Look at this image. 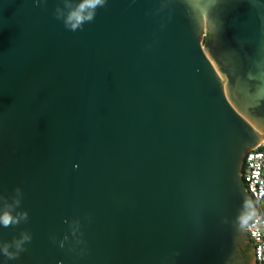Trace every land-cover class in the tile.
Returning <instances> with one entry per match:
<instances>
[{"label":"water","instance_id":"95a60500","mask_svg":"<svg viewBox=\"0 0 264 264\" xmlns=\"http://www.w3.org/2000/svg\"><path fill=\"white\" fill-rule=\"evenodd\" d=\"M57 8L0 0V210L28 213L0 242L31 236L0 264H240L264 0H106L76 31Z\"/></svg>","mask_w":264,"mask_h":264},{"label":"clouds","instance_id":"9594fccd","mask_svg":"<svg viewBox=\"0 0 264 264\" xmlns=\"http://www.w3.org/2000/svg\"><path fill=\"white\" fill-rule=\"evenodd\" d=\"M105 3L106 0H75V2L73 0H65V7L68 11L64 13L61 9L57 8L56 17L63 20L66 28L76 31L77 29H81L86 22L93 21L97 8L103 7ZM16 192L18 194L21 193L19 188L16 189ZM20 204L21 199L14 198L12 204L0 210V225L9 227L27 220L28 213L26 211H16ZM248 212L255 214V206L245 202L242 205L241 215ZM30 240V234L22 232L18 238H14L11 242H0V253L9 260L15 259L25 250L24 245ZM261 258L264 259V257Z\"/></svg>","mask_w":264,"mask_h":264},{"label":"built area","instance_id":"2783aa9c","mask_svg":"<svg viewBox=\"0 0 264 264\" xmlns=\"http://www.w3.org/2000/svg\"><path fill=\"white\" fill-rule=\"evenodd\" d=\"M242 179L257 207L255 218L244 227V232L255 248L257 264H264V134L262 143L245 155Z\"/></svg>","mask_w":264,"mask_h":264},{"label":"flooded vegetation","instance_id":"af4514ba","mask_svg":"<svg viewBox=\"0 0 264 264\" xmlns=\"http://www.w3.org/2000/svg\"><path fill=\"white\" fill-rule=\"evenodd\" d=\"M252 245V244H251ZM248 244L245 249L239 252L240 264H257L254 258L253 246Z\"/></svg>","mask_w":264,"mask_h":264},{"label":"trees","instance_id":"16d2710c","mask_svg":"<svg viewBox=\"0 0 264 264\" xmlns=\"http://www.w3.org/2000/svg\"><path fill=\"white\" fill-rule=\"evenodd\" d=\"M210 43V38H209V36H206L205 37V40H204V44L205 45H208ZM251 245V244H250ZM252 246V245H251Z\"/></svg>","mask_w":264,"mask_h":264}]
</instances>
